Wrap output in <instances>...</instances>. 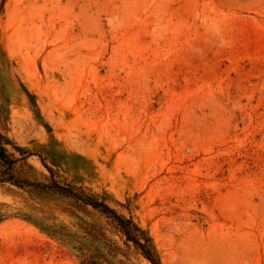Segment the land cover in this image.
Here are the masks:
<instances>
[{
	"label": "rangeland",
	"instance_id": "374dc122",
	"mask_svg": "<svg viewBox=\"0 0 264 264\" xmlns=\"http://www.w3.org/2000/svg\"><path fill=\"white\" fill-rule=\"evenodd\" d=\"M14 179L107 197L161 264H264V0H0ZM3 166L0 165V170ZM151 264L104 214L0 182V264Z\"/></svg>",
	"mask_w": 264,
	"mask_h": 264
},
{
	"label": "trees",
	"instance_id": "16d2710c",
	"mask_svg": "<svg viewBox=\"0 0 264 264\" xmlns=\"http://www.w3.org/2000/svg\"><path fill=\"white\" fill-rule=\"evenodd\" d=\"M7 144H12V142L6 136L0 133V165L3 166V169L0 170V182L14 181V183H17L19 185L20 183H23L33 186H39L68 196H72L76 200L92 206L94 209L98 210L106 217H108L124 235L126 242L132 243V245L137 250H139L140 253L151 264H161L160 259L156 255L151 236L144 229H142L131 217H126L120 214L114 207L110 206L105 195L98 196L91 192H86L84 189L75 188L70 184H61L59 176L51 166L46 164L43 156L39 155L45 167L50 173L48 177V183L28 181L20 182L14 179V174L12 171L15 164L19 160L27 159L34 153L28 149L14 146V149L21 155L20 157H17L15 153L8 150V148L6 147ZM88 264H99V262L98 260H90Z\"/></svg>",
	"mask_w": 264,
	"mask_h": 264
}]
</instances>
